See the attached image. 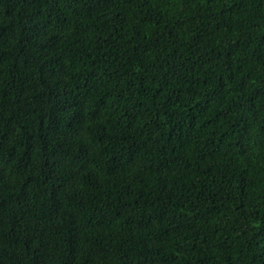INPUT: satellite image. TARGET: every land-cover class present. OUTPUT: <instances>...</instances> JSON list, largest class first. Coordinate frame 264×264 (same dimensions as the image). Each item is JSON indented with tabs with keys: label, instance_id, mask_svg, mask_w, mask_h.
I'll return each instance as SVG.
<instances>
[{
	"label": "trees",
	"instance_id": "16d2710c",
	"mask_svg": "<svg viewBox=\"0 0 264 264\" xmlns=\"http://www.w3.org/2000/svg\"><path fill=\"white\" fill-rule=\"evenodd\" d=\"M0 264H264V0H0Z\"/></svg>",
	"mask_w": 264,
	"mask_h": 264
}]
</instances>
